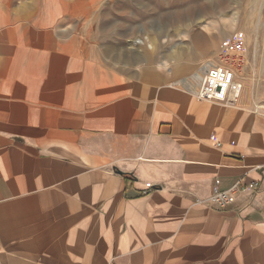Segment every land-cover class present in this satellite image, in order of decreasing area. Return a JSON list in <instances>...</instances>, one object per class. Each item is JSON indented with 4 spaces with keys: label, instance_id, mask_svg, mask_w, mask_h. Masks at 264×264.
I'll list each match as a JSON object with an SVG mask.
<instances>
[{
    "label": "crops",
    "instance_id": "obj_1",
    "mask_svg": "<svg viewBox=\"0 0 264 264\" xmlns=\"http://www.w3.org/2000/svg\"><path fill=\"white\" fill-rule=\"evenodd\" d=\"M66 5L0 3V264H264L259 98L101 63L73 25L91 2ZM215 183L236 185L223 207Z\"/></svg>",
    "mask_w": 264,
    "mask_h": 264
},
{
    "label": "rangeland",
    "instance_id": "obj_2",
    "mask_svg": "<svg viewBox=\"0 0 264 264\" xmlns=\"http://www.w3.org/2000/svg\"><path fill=\"white\" fill-rule=\"evenodd\" d=\"M2 1L8 2L10 11L31 14L52 0ZM53 1L60 5L57 11L63 23L69 12L67 3L91 2L88 9L73 10L77 11L74 17H81L73 25L89 34L90 48L99 54L101 63L154 64L168 71L172 85L193 94L196 90L187 79L194 71L199 69L203 75L209 61L220 62V53L238 51L244 61L236 74L243 85L240 95L258 97L254 107L264 108V0H193L197 2L194 9H189L188 0ZM190 10L196 14L184 16ZM68 23L57 26L72 27ZM18 25L10 23L7 32L23 33L24 24ZM138 37H147L152 47L132 48V41Z\"/></svg>",
    "mask_w": 264,
    "mask_h": 264
},
{
    "label": "built area",
    "instance_id": "obj_3",
    "mask_svg": "<svg viewBox=\"0 0 264 264\" xmlns=\"http://www.w3.org/2000/svg\"><path fill=\"white\" fill-rule=\"evenodd\" d=\"M220 62L205 66L195 95L199 99L233 104L239 97L241 82H237L236 74L243 65L242 55L238 51L227 50L220 53ZM211 139H214L211 136ZM236 185L227 190H220L218 183L212 187V193L207 199L208 204L225 206L233 199Z\"/></svg>",
    "mask_w": 264,
    "mask_h": 264
},
{
    "label": "bare ground",
    "instance_id": "obj_4",
    "mask_svg": "<svg viewBox=\"0 0 264 264\" xmlns=\"http://www.w3.org/2000/svg\"><path fill=\"white\" fill-rule=\"evenodd\" d=\"M188 6H190L189 7V9L190 8H192V9H194L195 7H196V5H197V2H193V0H188ZM195 13L196 12V10H190V11H188V12H186V13H184V16H185V14H187V13ZM196 14V13H195ZM143 46H149V47H152L151 46V42L149 41V39L147 38V37H138V38H135L133 41H132V44H131V47L132 48H138V49H142L143 48ZM211 63H213V62H208V64H211ZM204 69H205V66H204ZM201 77H202V75H201V73H200V70L199 69H197L196 71H194L190 76H189V79H187L188 80V84L190 85V87L192 88V90H197L198 88H197V86H196V84L200 81V79H201ZM190 78H192V80L190 79ZM186 80V81H187ZM237 82H238V80H237ZM242 84V83H241ZM243 86V85H242ZM242 92V88L239 90V94Z\"/></svg>",
    "mask_w": 264,
    "mask_h": 264
}]
</instances>
